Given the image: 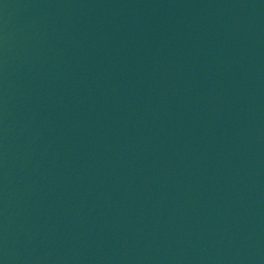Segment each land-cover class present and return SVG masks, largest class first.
<instances>
[{
  "label": "water",
  "instance_id": "water-1",
  "mask_svg": "<svg viewBox=\"0 0 264 264\" xmlns=\"http://www.w3.org/2000/svg\"><path fill=\"white\" fill-rule=\"evenodd\" d=\"M0 264H264V0H0Z\"/></svg>",
  "mask_w": 264,
  "mask_h": 264
}]
</instances>
